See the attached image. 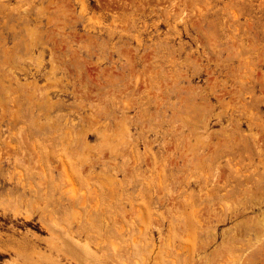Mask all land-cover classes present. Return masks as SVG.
<instances>
[{"label": "rangeland", "instance_id": "1", "mask_svg": "<svg viewBox=\"0 0 264 264\" xmlns=\"http://www.w3.org/2000/svg\"><path fill=\"white\" fill-rule=\"evenodd\" d=\"M0 264H264V0H0Z\"/></svg>", "mask_w": 264, "mask_h": 264}, {"label": "bare ground", "instance_id": "2", "mask_svg": "<svg viewBox=\"0 0 264 264\" xmlns=\"http://www.w3.org/2000/svg\"><path fill=\"white\" fill-rule=\"evenodd\" d=\"M64 172H65V170H64Z\"/></svg>", "mask_w": 264, "mask_h": 264}]
</instances>
